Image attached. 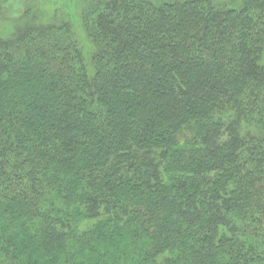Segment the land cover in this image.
Here are the masks:
<instances>
[{"label": "trees", "instance_id": "obj_1", "mask_svg": "<svg viewBox=\"0 0 264 264\" xmlns=\"http://www.w3.org/2000/svg\"><path fill=\"white\" fill-rule=\"evenodd\" d=\"M12 23L0 264H264V0Z\"/></svg>", "mask_w": 264, "mask_h": 264}, {"label": "rangeland", "instance_id": "obj_2", "mask_svg": "<svg viewBox=\"0 0 264 264\" xmlns=\"http://www.w3.org/2000/svg\"><path fill=\"white\" fill-rule=\"evenodd\" d=\"M84 1L0 0V35H10L13 31L12 22L28 14V10L36 12L41 21L47 22L64 18L78 26Z\"/></svg>", "mask_w": 264, "mask_h": 264}]
</instances>
